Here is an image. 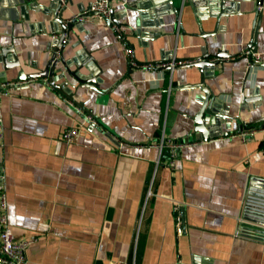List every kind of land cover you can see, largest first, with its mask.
I'll use <instances>...</instances> for the list:
<instances>
[{
  "label": "crops",
  "instance_id": "obj_1",
  "mask_svg": "<svg viewBox=\"0 0 264 264\" xmlns=\"http://www.w3.org/2000/svg\"><path fill=\"white\" fill-rule=\"evenodd\" d=\"M54 1L0 0V82L9 85L0 97L7 225L26 239L40 222L49 224L27 247L28 264H264V205H246L248 194L264 200V121L257 122L264 116V63L249 66L242 55L254 42L256 1L226 0L214 36L207 0H173L178 17L166 11L160 21L146 0L145 25L136 10L123 11L137 0H116L125 27L94 19L73 28L61 53L69 69L57 66L56 83L69 88L95 126L46 80L14 82L19 70L36 73L52 56ZM93 1L68 0L63 18ZM259 13L256 46L264 55V9ZM137 26L142 38H128L129 52L118 35ZM221 49L231 57L205 68V81L231 119L210 124L203 140L193 132L198 69L132 63L188 62ZM89 57L99 92L68 72L91 77ZM15 58L19 65L5 68ZM70 127L78 135L59 142ZM161 141L184 143L172 168Z\"/></svg>",
  "mask_w": 264,
  "mask_h": 264
},
{
  "label": "water",
  "instance_id": "obj_2",
  "mask_svg": "<svg viewBox=\"0 0 264 264\" xmlns=\"http://www.w3.org/2000/svg\"><path fill=\"white\" fill-rule=\"evenodd\" d=\"M98 1V0H94ZM112 2L116 0H111ZM146 0H137L136 2L133 3V6H125L123 11L125 13L126 10H136L138 12V16L136 17V20L138 21V25H145L143 22V5L141 4ZM150 9L152 8L154 10V14L157 16V18L160 21V16L164 14L166 11L168 13H172L175 15V18L178 17L179 14V9L174 5L173 0H149ZM184 1V0H181ZM208 1V7L210 9V15L211 17L215 18L216 20V26L214 27V31L210 33L208 36L213 35L217 32V25L219 24V20L222 16L226 15L227 9L225 8V1L226 0H207ZM256 1V9L254 13L256 15L259 14V17L255 20V27H254V42H251L248 44L247 48H253V51H257V35H258V28H259V22H260V13H259V8L258 5H260L264 0H255ZM55 7L52 11V18L55 21V24H58L59 26V33L57 38H55L54 42V48H53V53L46 64V66L43 68V70H40L36 73L32 74H25L22 70L18 71V74L14 80V82L19 83V82H26L27 80H33V79H42L46 80L47 83L55 88L56 90L60 92H64L66 94L67 101L74 106L77 110L81 111L85 116L90 117L91 113L88 112L81 104L76 103L73 98H72V93H69L68 90L69 88L65 87L63 85H58L56 83L57 80H59L60 75L56 74V69L59 64L63 66V68H68L67 61L64 60L62 57L61 53L65 47V43L68 40V33L73 29V28H78L79 26L82 25L81 22L72 20L71 22L67 21V18H63V12L66 9V6L68 4V0H64L63 2L61 0H55ZM91 6V3L88 4L87 8ZM86 8V9H87ZM166 9V10H165ZM121 17H124V14H122ZM116 14L114 10H111L109 13V16L104 19V21L107 23V25H110L112 22V25H114L115 29L120 30L121 27H123L126 24H123L121 22H118L116 19ZM142 21V22H139ZM149 23V22H146ZM147 25V24H146ZM125 27V26H124ZM127 27V26H126ZM114 29V30H115ZM139 33H141V30L138 29V26L136 29H129V33H119L118 37L120 40L125 44V46L128 48L129 52L133 51V46L130 44L128 38L131 36H137L139 38H142ZM56 36V35H55ZM214 36V35H213ZM147 39H150L147 37ZM254 43V44H253ZM11 51V49H10ZM9 51V52H10ZM77 57L74 58L76 61V64L78 67H80V64L78 63V59H81L79 52L76 53ZM212 57V58H211ZM230 54L228 52H225L224 50H218L214 55H209L203 53L201 57L197 59H192L190 60L191 63L190 65H193L198 69L199 72V81L197 84H195L196 87L200 89L201 96H199L198 102H200V108L194 118V123L195 127L193 129L194 133H198L199 138L206 140L210 133V129L208 130V127L211 126H217L220 127L223 125V122L225 120H230L231 117L226 115L224 111H219L220 107V100L213 94V91L210 90V88L206 84V77L211 75L209 74L205 68H215V66L222 64L225 59H228ZM211 58V60H209ZM170 60H167L165 62H169ZM5 62V60H4ZM90 63V68L88 69V73L91 75L90 76H81L78 74L77 71H69L68 72L77 80L79 84L83 83L84 86H86V83H91L92 86H90L93 90L99 92V83L102 81L101 78H98L99 73L95 70L96 68L92 66L94 64V59L93 58H88L86 63ZM6 63V62H5ZM152 64V63H151ZM19 61L18 59H14V64L5 65V68L12 67V66H18ZM185 66V65H183ZM165 69H169V67H164ZM60 73V72H58ZM87 74V75H89ZM4 76V74H3ZM89 77V79H87ZM88 80V81H87ZM234 119V118H232ZM264 121V116L259 118L257 122ZM255 122V123H257ZM241 131V130H240ZM217 134H220L219 131H217ZM246 205L248 207H255V206H262L264 205V200L261 198H255L253 195L248 194L247 199H246Z\"/></svg>",
  "mask_w": 264,
  "mask_h": 264
},
{
  "label": "built area",
  "instance_id": "obj_3",
  "mask_svg": "<svg viewBox=\"0 0 264 264\" xmlns=\"http://www.w3.org/2000/svg\"><path fill=\"white\" fill-rule=\"evenodd\" d=\"M62 2L64 0H61ZM114 3L111 0H98L93 1L91 6L84 11L75 14L67 19L68 22L72 20L79 21L81 23L85 22H93L94 19L104 22V19L109 16V13L114 8ZM259 10L264 9V2L258 5ZM54 38V36H53ZM242 55L247 59L249 66H258L264 63V55L260 52H254L253 48H247L243 51ZM188 62H177L175 60H170L169 62H163L159 64H148V63H137L133 62L132 66L140 67V68H147L150 66L155 67H169V69L175 68L178 65L189 64L191 63L190 60ZM9 85L7 83L0 82V97L8 93ZM79 113L83 114L81 111L78 110ZM1 117V116H0ZM88 117V116H86ZM87 121L90 125L95 126L96 121L91 119V117L87 118ZM1 122V119H0ZM79 129L77 127H70L65 129L59 137V142H66L71 143L74 138L78 135ZM183 142H167L164 143L163 141L158 144L160 148L167 147L170 152L169 156V166L172 168L174 167V159H175V152L181 146H183ZM152 146H156V144H152ZM260 154H255L253 158H259ZM6 202H5V194L2 190H0V264H28L27 257H26V249L27 247L35 242L39 236L46 234L49 231V224L46 222H40L37 226V232L26 239H17L15 235L12 233L10 228L7 225L6 219ZM180 232V228L177 229Z\"/></svg>",
  "mask_w": 264,
  "mask_h": 264
}]
</instances>
